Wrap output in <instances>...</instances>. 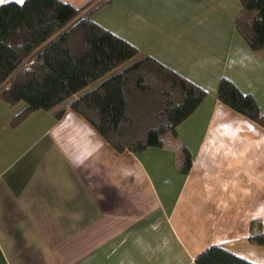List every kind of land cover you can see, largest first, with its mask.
Wrapping results in <instances>:
<instances>
[{
    "label": "crops",
    "instance_id": "obj_1",
    "mask_svg": "<svg viewBox=\"0 0 264 264\" xmlns=\"http://www.w3.org/2000/svg\"><path fill=\"white\" fill-rule=\"evenodd\" d=\"M240 9L239 0H111L92 13L206 91L176 127L192 161L185 174L168 144L118 152L72 109L56 118L60 106L11 125L23 103L0 100V264H188L214 245L264 264V245L248 240L252 221L264 231V126L217 98L227 78L264 116V55L236 31Z\"/></svg>",
    "mask_w": 264,
    "mask_h": 264
},
{
    "label": "trees",
    "instance_id": "obj_2",
    "mask_svg": "<svg viewBox=\"0 0 264 264\" xmlns=\"http://www.w3.org/2000/svg\"><path fill=\"white\" fill-rule=\"evenodd\" d=\"M239 1L236 31L253 51L264 55V0ZM110 2L88 0L80 7L61 0L1 3L0 100L11 106L23 103L11 125L34 111L60 106L56 118L66 108L72 109L118 152L137 154L168 144L175 149L178 170L185 174L192 161L174 139L176 127L198 107L206 91L156 59L141 55L136 46L95 22L92 13ZM217 98L264 126L254 98L229 79H220ZM248 240L264 245L259 221L251 222ZM194 261L252 264L218 245Z\"/></svg>",
    "mask_w": 264,
    "mask_h": 264
},
{
    "label": "built area",
    "instance_id": "obj_3",
    "mask_svg": "<svg viewBox=\"0 0 264 264\" xmlns=\"http://www.w3.org/2000/svg\"><path fill=\"white\" fill-rule=\"evenodd\" d=\"M188 264H196L194 260L190 261Z\"/></svg>",
    "mask_w": 264,
    "mask_h": 264
}]
</instances>
